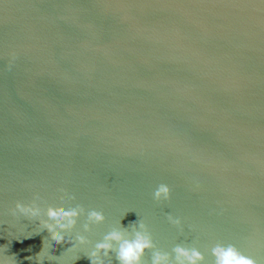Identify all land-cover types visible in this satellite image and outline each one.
I'll return each instance as SVG.
<instances>
[{
	"label": "water",
	"instance_id": "obj_1",
	"mask_svg": "<svg viewBox=\"0 0 264 264\" xmlns=\"http://www.w3.org/2000/svg\"><path fill=\"white\" fill-rule=\"evenodd\" d=\"M264 249V0H29Z\"/></svg>",
	"mask_w": 264,
	"mask_h": 264
},
{
	"label": "clouds",
	"instance_id": "obj_2",
	"mask_svg": "<svg viewBox=\"0 0 264 264\" xmlns=\"http://www.w3.org/2000/svg\"><path fill=\"white\" fill-rule=\"evenodd\" d=\"M13 60L16 54H11ZM11 67V63L9 64ZM61 191H65L61 189ZM69 196L65 192L60 199ZM75 199V197H70ZM157 201L171 199V189L166 184H161L154 192ZM39 194H35L31 203L25 204L17 201L14 208L9 211L11 215L20 220L21 217L39 222L42 229H47L51 240L58 244H69L68 251H76L81 245H88L91 242L82 234H78L75 239L67 237L65 233H71L78 225L81 216L87 217V222L83 225L84 231L91 232L93 224L99 225L105 222L106 217L101 211H86L83 206L69 208L68 206L53 207L48 206L43 210L37 201ZM47 217L46 219L44 217ZM169 221L177 226L181 225V220L168 216ZM121 223V222H120ZM132 231L114 228L107 233L102 242L95 244L94 249L88 255L91 264H112V255H115L118 264H144V257L148 252H152L151 264H203L205 256L196 247H185L177 245L171 253L160 251L153 241V238L145 223L139 220L130 223ZM215 257V264H257V261L242 254L234 245L217 244L212 248ZM11 258L0 259V264H16L13 256ZM40 264H43L44 257L38 254ZM55 256L48 255L47 259L53 260Z\"/></svg>",
	"mask_w": 264,
	"mask_h": 264
}]
</instances>
